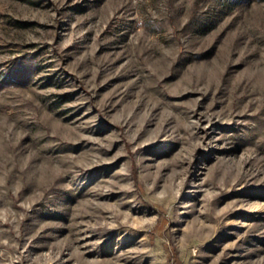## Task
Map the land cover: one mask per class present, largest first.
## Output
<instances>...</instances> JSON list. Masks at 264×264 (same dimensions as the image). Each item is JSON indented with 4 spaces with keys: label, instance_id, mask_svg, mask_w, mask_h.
I'll use <instances>...</instances> for the list:
<instances>
[{
    "label": "rangeland",
    "instance_id": "374dc122",
    "mask_svg": "<svg viewBox=\"0 0 264 264\" xmlns=\"http://www.w3.org/2000/svg\"><path fill=\"white\" fill-rule=\"evenodd\" d=\"M0 264H264V0H0Z\"/></svg>",
    "mask_w": 264,
    "mask_h": 264
}]
</instances>
